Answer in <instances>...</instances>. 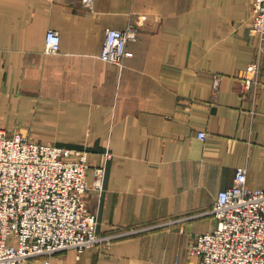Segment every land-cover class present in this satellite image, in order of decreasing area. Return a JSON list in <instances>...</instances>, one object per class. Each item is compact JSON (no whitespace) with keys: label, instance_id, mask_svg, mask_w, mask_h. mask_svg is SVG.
<instances>
[{"label":"crops","instance_id":"0c3cea01","mask_svg":"<svg viewBox=\"0 0 264 264\" xmlns=\"http://www.w3.org/2000/svg\"><path fill=\"white\" fill-rule=\"evenodd\" d=\"M253 1L0 0V127L106 165L102 199L86 194L103 233L207 212L239 167L264 189V58L256 95L240 93L259 57ZM130 25L124 66L102 60L106 30ZM217 225L204 214L32 264H197L194 237Z\"/></svg>","mask_w":264,"mask_h":264},{"label":"built area","instance_id":"2783aa9c","mask_svg":"<svg viewBox=\"0 0 264 264\" xmlns=\"http://www.w3.org/2000/svg\"><path fill=\"white\" fill-rule=\"evenodd\" d=\"M91 7L94 0H82ZM250 28L259 35L256 61L242 76V96H255L260 86L264 58V0H254ZM137 38L136 28H108L100 58L120 68L125 64L127 44ZM61 36L46 33V52H59ZM221 76H213L217 95ZM205 132H199L205 137ZM105 160L112 158L109 150ZM92 170V181L88 176ZM106 165L92 167L88 150L41 143L0 127V264H32L58 253L108 248L113 242L183 222L204 214L217 219V227L194 237L189 252L197 264H264V189L247 184V168L236 170L233 184L219 192L207 212L142 227L99 231V220L86 194L95 191L98 201L105 193ZM16 240V244L9 243Z\"/></svg>","mask_w":264,"mask_h":264}]
</instances>
